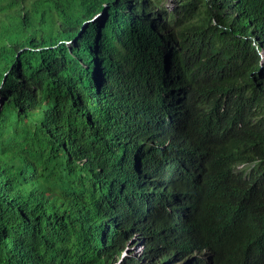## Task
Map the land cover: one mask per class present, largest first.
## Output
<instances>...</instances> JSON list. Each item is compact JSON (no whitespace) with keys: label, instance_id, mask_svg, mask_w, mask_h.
<instances>
[{"label":"trees","instance_id":"1","mask_svg":"<svg viewBox=\"0 0 264 264\" xmlns=\"http://www.w3.org/2000/svg\"><path fill=\"white\" fill-rule=\"evenodd\" d=\"M164 4L1 8L0 264H264V0Z\"/></svg>","mask_w":264,"mask_h":264},{"label":"rangeland","instance_id":"2","mask_svg":"<svg viewBox=\"0 0 264 264\" xmlns=\"http://www.w3.org/2000/svg\"><path fill=\"white\" fill-rule=\"evenodd\" d=\"M31 1H33V0H31ZM132 2V1H131ZM29 3H30V1H26L25 2V7L27 8L28 6H30L29 5ZM134 2H132V4H133ZM165 7H166V9L167 10H170V9H172L175 5H176V0H165ZM3 7H5V8H7L8 7V0H0V18L1 17H4L5 16V13L7 12V11H3L1 8H3ZM9 12V11H8ZM97 15V14H96ZM100 16V15H99ZM98 17V16H97ZM70 42V41H69ZM261 57H262V59H263V61H264V51H261ZM240 167H242V166H240ZM133 244L134 245H132V246H130L129 247V252H128V256H138V257H140L139 256V253L138 252H140V247L138 246V245H136V244H138V242H135V240H134V242H133ZM131 250H132V252H131ZM142 260H144V261H146V257H142Z\"/></svg>","mask_w":264,"mask_h":264},{"label":"clouds","instance_id":"3","mask_svg":"<svg viewBox=\"0 0 264 264\" xmlns=\"http://www.w3.org/2000/svg\"><path fill=\"white\" fill-rule=\"evenodd\" d=\"M243 166V165H242ZM134 245V244H133ZM136 245H138L139 247H140V252H138L139 253V256H141V255H143V252H144V245H143V242H141V241H138V244H136ZM129 249V248H128ZM128 253V251L125 253V254H127ZM138 257V256H137Z\"/></svg>","mask_w":264,"mask_h":264},{"label":"water","instance_id":"4","mask_svg":"<svg viewBox=\"0 0 264 264\" xmlns=\"http://www.w3.org/2000/svg\"><path fill=\"white\" fill-rule=\"evenodd\" d=\"M102 14V12H99L95 17H97V16H99V15H101ZM5 81V78L3 79V82Z\"/></svg>","mask_w":264,"mask_h":264}]
</instances>
